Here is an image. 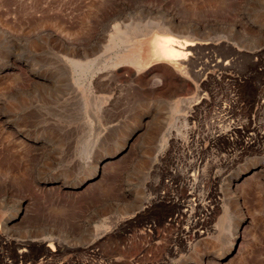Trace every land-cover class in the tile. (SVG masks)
<instances>
[{"label":"rangeland","instance_id":"obj_1","mask_svg":"<svg viewBox=\"0 0 264 264\" xmlns=\"http://www.w3.org/2000/svg\"><path fill=\"white\" fill-rule=\"evenodd\" d=\"M108 19L141 30L171 21L181 24V35L213 41L176 69L165 57L150 56L148 34L140 36L145 68L132 75L134 65L123 66L108 91L91 96L69 81L60 45L49 34L82 40L96 32L92 21ZM169 69L199 91L166 79ZM184 99L186 107L166 118L168 105ZM197 100L206 107L195 114L190 105ZM263 100L264 0H0V222L12 200L19 201L22 219L12 230L0 227V264H264V160L254 162L264 159V146L257 149L264 143ZM224 105L230 110L225 115ZM228 116L253 133L252 147L242 148L241 133L230 143L216 136L218 126L229 129ZM132 120L140 122L136 129ZM119 134L128 138L126 146L107 154ZM143 150L150 152L148 161ZM231 151L237 154L229 158ZM252 162L257 171L236 188L246 221L234 247L216 257L227 250L239 218L225 203L227 173ZM93 163L98 172L87 176ZM141 164L145 178L138 176ZM196 204L203 207L199 218L214 230L186 247L177 219L189 207L197 217ZM41 236L58 241L6 245ZM51 241L53 255L41 250ZM20 248L28 257L12 258Z\"/></svg>","mask_w":264,"mask_h":264},{"label":"bare ground","instance_id":"obj_2","mask_svg":"<svg viewBox=\"0 0 264 264\" xmlns=\"http://www.w3.org/2000/svg\"><path fill=\"white\" fill-rule=\"evenodd\" d=\"M104 21V20H103ZM92 21V28L96 29V32H92V34L90 32H88V34L90 33L91 36H84V38L82 40L78 39L76 41H73L71 38L66 37L65 35H59V34H49L52 36V38L57 41V43L60 45V48L62 50V55H61V59H63L64 63L66 64L68 70V76L70 78L69 81H71V83L73 85H81V86H85L86 89L89 91V95H93V92L95 91H99V92H103L102 90H109L107 89L109 87V85H111L112 80H115L116 77H118L119 72L121 71L122 67L125 65H134V70L131 72V74H136L138 73L140 70H143L145 67H142L144 64L142 62V55H141V51L142 48H140L139 45V40H140V36H143L145 34H148V39H147V49H148V54L150 56H157V55H161L163 57L166 58V61L168 63H166L168 66L172 67V68H176V66L178 64L181 63H186V62H190L192 61V52L195 50H199V49H205V48H209L210 43H212V38H201V37H189L187 35H181L179 34V32L177 33V29H179V26H181V24H172V22L170 21L168 24L164 25L162 24L161 26L158 27H150L148 29L145 30H141V29H133L130 28L128 26H126L125 24L122 23V21L120 22H115L114 19H108L106 21ZM119 21V20H118ZM173 21V20H172ZM91 22V21H90ZM125 23V22H124ZM132 23V22H131ZM91 26V25H90ZM139 27V26H138ZM92 28H90L92 30ZM104 28V29H103ZM155 29L157 32H160L159 34H155L154 32L151 31V29ZM89 29V30H90ZM94 29V30H95ZM107 30V33H101L100 31L102 30ZM164 29V31H162ZM235 30H237L235 28ZM240 32V30H237ZM69 35V34H68ZM50 36V37H51ZM103 36H105L103 38ZM83 37V36H82ZM77 38V37H76ZM191 38V39H190ZM108 39V40H107ZM215 39V38H214ZM84 40V41H83ZM230 44V43H229ZM142 45V44H141ZM129 46L128 49H125V47ZM233 46V45H232ZM234 48V47H233ZM235 52V51H234ZM238 55V54H237ZM236 55V56H237ZM162 57V59H163ZM223 58V57H222ZM230 58V57H228ZM168 59V60H167ZM195 59V58H194ZM222 60V59H221ZM225 60V59H224ZM229 60V59H228ZM59 61V60H58ZM57 61V62H58ZM161 61V60H160ZM195 61V60H194ZM200 63V62H199ZM227 63V62H226ZM225 63V64H226ZM232 63V62H231ZM217 64V63H216ZM58 66V65H57ZM165 66V64H164ZM189 66V65H187ZM207 66V65H206ZM220 66V65H219ZM222 66V65H221ZM33 68V67H32ZM185 68V67H184ZM189 68V67H188ZM177 69V68H176ZM183 69V68H182ZM181 69V71H182ZM187 67L185 68L186 71ZM202 69V68H201ZM30 70V69H29ZM188 70V69H187ZM190 70V69H189ZM192 70V68H191ZM34 71V70H33ZM177 70H172L169 69L167 70V74H166V79H175L179 82H189L194 88L193 90L199 91L197 90L198 88L196 87V85H194L192 80H189V78H180L179 76L176 75ZM180 71V70H179ZM193 71V70H192ZM203 71V70H202ZM178 72V71H177ZM183 72V71H182ZM191 72V71H190ZM195 72V71H194ZM42 73V72H41ZM142 73V72H141ZM189 73V71H188ZM187 73V74H188ZM40 74V73H39ZM186 74V75H187ZM190 74V73H189ZM195 74V73H194ZM197 74V72H196ZM44 75V74H43ZM42 75V76H43ZM182 75V73H181ZM138 76V75H137ZM136 76V77H137ZM183 77V76H182ZM24 79V78H23ZM37 79V78H35ZM41 80V79H40ZM45 81V80H44ZM154 83L157 85L159 83V79H154ZM37 82V81H36ZM35 81H33V83H36ZM43 82V81H42ZM38 83V82H37ZM40 83V82H39ZM45 83V82H44ZM42 84V83H41ZM84 84V85H83ZM20 85V84H19ZM37 85V84H36ZM44 85V84H42ZM143 86L144 84H141V93L144 94V90H143ZM198 86V85H197ZM111 88V87H110ZM145 88V87H144ZM75 89V87H74ZM201 89V88H200ZM83 90V89H82ZM77 91V90H76ZM79 91V90H78ZM201 91V90H200ZM19 92V91H18ZM96 96V95H95ZM103 96V95H102ZM200 94L197 95V97H199ZM107 98H109L108 96H106ZM94 98V97H93ZM203 98V97H202ZM262 99V98H261ZM263 105L264 104V100L261 101ZM187 100H181V101H173L171 102L168 107V115L166 116V118H170L171 115L173 114V111L175 113H177L178 111L184 109L187 105ZM101 104V103H100ZM206 104L202 103L200 105V100L192 102V104L190 105L192 107V110L195 112H199L201 109H203V107L205 108ZM100 106V105H99ZM189 106V107H190ZM219 110V107H216ZM264 108V106H263ZM262 108V109H263ZM215 109V111L217 110ZM190 110V111H192ZM224 112L225 114L229 113V109L226 105L222 106L220 108V111ZM260 110V109H259ZM205 112V111H204ZM105 113V112H104ZM220 113V112H219ZM201 114V113H200ZM217 114V113H216ZM182 115V114H180ZM93 117V116H92ZM200 117V116H199ZM228 117H225L224 119H228ZM169 120V119H168ZM174 121V120H173ZM229 121V123H227L229 129L227 130H223L221 129V127L213 131L217 132L216 136L220 135L221 137H223V139L225 141L233 142V140L236 138L237 139V135L238 134H242L240 135L241 138L239 139V143L242 146L243 149L252 147V145L255 143V140L253 138V133L252 132H246L243 126L241 127H237L235 125V122L232 121L231 119L227 120ZM140 123V122H139ZM138 121H134L132 120V125H134V127L132 126V129H136L139 126ZM212 123V122H211ZM209 124V123H208ZM154 125V124H153ZM168 129L169 127L173 126V122H171V124L167 125ZM215 126V125H213ZM262 126V125H261ZM162 127V126H161ZM216 127V126H215ZM28 128V127H26ZM128 128V127H127ZM207 128V127H206ZM37 129V128H36ZM210 129V128H209ZM28 130V129H27ZM208 130V129H206ZM262 130V129H261ZM129 131V130H128ZM131 131V130H130ZM149 131V130H148ZM168 131V130H167ZM202 131V130H201ZM200 131V132H201ZM210 131V130H209ZM45 132V131H44ZM47 132V131H46ZM12 133V132H11ZM72 133V132H71ZM127 134V132H125ZM129 133V132H128ZM148 132H146L147 134ZM14 134V133H13ZM63 134V133H62ZM98 134V133H97ZM214 134V133H213ZM64 135V134H63ZM72 135V134H71ZM164 135V134H163ZM163 135L159 136V138L157 139V142L155 144V147L159 144H161L162 140H163ZM230 135H232V137H230ZM234 135V136H233ZM151 136V135H150ZM158 136V135H157ZM156 136V137H157ZM61 137V136H60ZM64 137V136H63ZM148 137V136H147ZM155 137V138H156ZM203 137V136H202ZM72 138V137H71ZM215 138V137H214ZM152 139H154V137H152ZM170 139V138H169ZM176 139V138H175ZM186 139V138H185ZM192 139V138H191ZM206 139V138H205ZM49 140V139H48ZM64 140V139H63ZM127 140L128 138L123 135V134H119L117 136V138L114 140L113 146L110 149L107 154H117L120 151H122L124 149V147L127 144ZM147 140V139H146ZM151 140V138H150ZM148 141V140H147ZM152 141V140H151ZM169 141V140H168ZM167 141V142H168ZM72 142V141H71ZM143 142V141H142ZM153 142V141H152ZM176 142V141H175ZM193 142V141H192ZM149 143V141H148ZM181 143V142H180ZM70 144V143H69ZM108 144V143H107ZM143 144V143H142ZM151 144V143H150ZM179 144V143H177ZM31 145V144H30ZM141 145V144H140ZM148 145V144H147ZM239 145V146H240ZM143 146V145H142ZM141 146V147H142ZM233 146V145H232ZM262 146H264V143L262 142L259 147L257 148L258 150H261ZM41 147V146H39ZM70 147V146H69ZM150 147V146H149ZM154 147V146H153ZM42 148V147H41ZM148 147H146L147 149ZM33 149H35L33 147ZM44 149V148H43ZM42 149V150H43ZM56 149V148H55ZM151 149V148H150ZM236 149V148H235ZM242 149V150H243ZM36 150V149H35ZM40 150V149H39ZM233 150V149H231ZM241 150V151H242ZM34 151V150H33ZM100 151V150H99ZM144 151V150H143ZM142 151V152H143ZM197 151V150H196ZM54 152V151H53ZM193 152V151H192ZM195 152V151H194ZM245 152V151H244ZM197 153V152H196ZM247 153V152H246ZM152 154V153H151ZM237 152H233L231 151L230 154L226 155L229 158L231 156L236 155ZM58 155V153H57ZM144 158L143 160L148 161L151 156H150V152L143 154ZM241 155V154H240ZM50 156V155H49ZM102 156V155H100ZM227 157V158H228ZM241 157V156H240ZM247 157V156H246ZM7 158V157H6ZM227 158L224 156V160L223 163H226ZM228 158V159H229ZM233 158V157H232ZM231 158V159H232ZM56 159V158H55ZM194 159V158H193ZM200 159V158H199ZM234 159V158H233ZM251 159V158H250ZM253 159V158H252ZM256 160L259 161H263L264 159L260 158V159H255L254 162H256ZM38 161V160H37ZM48 161V160H47ZM98 161V160H97ZM195 164H196V160ZM194 161L191 162V164L187 163L188 167L193 166ZM107 162V161H106ZM247 162V161H246ZM44 164V163H43ZM94 164V163H93ZM194 164V165H195ZM237 164V163H236ZM144 165V164H143ZM142 164L139 166V173L138 176L140 175V178H145L146 177V173H144L142 170V167L144 168L145 166H143ZM229 165V164H227ZM234 165V164H233ZM256 165L257 163H250V164H244L238 167V169L234 170L233 172L227 173L226 176V180L224 181V197H225V203L226 206H230L233 209V212L235 213V215L238 218V220L236 222H234L233 226L231 227V238L228 241V245H227V250L221 251L220 252H215L216 253V257L222 256V253L228 252L230 251L233 247H234V240L236 239V237L239 236V229H240V224L245 220L243 218V214L240 212L239 209V202H238V198L236 197V188L237 186L240 185V183H242L245 179V175L248 174L249 172L254 173L255 171H257L256 169ZM33 166V165H32ZM231 166V165H230ZM233 167V166H231ZM73 168V167H72ZM103 168V167H102ZM237 168V167H236ZM40 169V168H39ZM99 167L96 166V164H94L93 169L91 171H89L87 173V176H94L96 175L95 173L98 172ZM222 169V168H221ZM13 170V169H12ZM203 170V167H202ZM227 171V170H226ZM186 172V171H185ZM225 172V170H224ZM55 173V172H54ZM257 173V172H256ZM13 174V173H12ZM43 174V173H42ZM49 174V173H48ZM137 175V174H136ZM155 175V174H154ZM186 175V174H185ZM41 176V175H40ZM43 176V175H42ZM70 176V175H69ZM85 176V177H87ZM202 176V175H201ZM252 176V175H251ZM57 177V176H56ZM68 177V176H67ZM198 177L197 173H194L193 171L191 172V178L192 180H195V178ZM250 177V176H249ZM58 178V177H57ZM84 180L81 179L80 181L76 182V184H80L82 183ZM218 180V179H217ZM212 181V180H211ZM240 181V182H238ZM85 182V180H84ZM199 182V181H198ZM189 184V183H188ZM200 185V184H199ZM5 186V185H4ZM7 186V185H6ZM210 186V185H209ZM198 187V186H197ZM154 191V190H153ZM189 194H192V190L187 192ZM67 194V193H66ZM208 194V193H207ZM198 195L196 194L195 197L196 199H198ZM210 195V194H209ZM2 196V195H0ZM227 196V197H226ZM193 199V198H191ZM195 199V200H196ZM1 200V197H0ZM185 201V205H190V201H189V197H185L183 199ZM5 201V200H4ZM149 201V200H147ZM2 202V201H0ZM3 204V203H0ZM12 206H11V212L6 216V219L2 220L0 222V227L4 230V231H9L12 230L13 226H15L14 224L18 223L20 224L21 220V206H19V201L16 200H12ZM198 204V203H197ZM196 207L193 208V212H196L195 214L198 215L199 212H201L203 210L202 205H198ZM192 205V204H191ZM119 206V205H117ZM122 210L124 208H127L126 206H122ZM207 208V207H206ZM243 208V207H242ZM187 208L183 209L182 211V215L179 216V219H177V221L180 220V223L183 224V228L181 229V233L183 234L182 238H183V244L186 247H190L191 245H194L195 242L197 243L198 241H200L201 239H203L204 237H207L208 235H210V233L213 232L214 227L212 224H209L208 221H205L204 219L199 218L200 215H198L197 217H195L194 214L191 213L190 211V207L189 210H186ZM124 210L122 212H124ZM121 212V213H122ZM244 212V211H243ZM202 216V215H201ZM246 221V220H245ZM228 222V221H227ZM229 226V225H228ZM17 228V227H16ZM218 228V226H217ZM25 230V229H24ZM44 230V229H43ZM15 231V230H13ZM21 231V230H20ZM28 231V230H27ZM25 232V231H24ZM21 233V232H20ZM13 234V232H12ZM58 236H64L65 234L63 233H58ZM51 239H56L53 237H45V236H41L40 238H32V239H25V240H21V239H15L13 240V242L11 241L10 243L7 242V246L10 247L8 248V250H10L11 248L13 249V247L17 248L22 244H27V246H31L34 248L38 247L37 242H33V241H49ZM56 241H58L56 239ZM52 241L48 244H45L44 247H41V250H43L44 252H50L53 255V252L55 251V248H52ZM222 249V248H221ZM11 257H16V258H23L26 259V256L24 253H22V248L19 249V251L17 253H14L13 255H11ZM13 261V260H12ZM191 261V260H190ZM14 262V261H13ZM129 260H124L125 264H130ZM133 264V263H132Z\"/></svg>","mask_w":264,"mask_h":264},{"label":"built area","instance_id":"obj_3","mask_svg":"<svg viewBox=\"0 0 264 264\" xmlns=\"http://www.w3.org/2000/svg\"><path fill=\"white\" fill-rule=\"evenodd\" d=\"M189 173V176H191V172H188Z\"/></svg>","mask_w":264,"mask_h":264}]
</instances>
